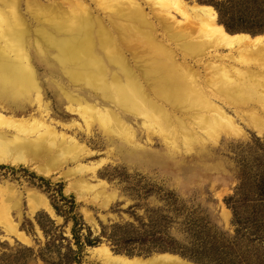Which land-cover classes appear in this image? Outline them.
Returning <instances> with one entry per match:
<instances>
[{
    "label": "rangeland",
    "instance_id": "rangeland-1",
    "mask_svg": "<svg viewBox=\"0 0 264 264\" xmlns=\"http://www.w3.org/2000/svg\"><path fill=\"white\" fill-rule=\"evenodd\" d=\"M36 1L37 5L43 6L55 4L65 15L77 4L90 8L93 16L100 20L105 13L96 6L95 1L98 0ZM144 1L117 0L113 4L120 3L126 11L142 13L147 25H151L153 39L160 43L165 41L164 44L171 45V49L175 45L167 40L166 34L174 31L183 33L193 24L197 26L195 20H192V24L187 23L194 5L211 8L226 34H243L250 38L264 36V0ZM172 1L177 6L172 5ZM25 4L26 0H18L15 11L20 18L17 22L10 14L14 9L0 5V13L9 18L4 20L10 22L9 31L23 30V35L14 39L12 34L5 36L8 30L2 26L4 23H0V35L3 36L0 38L3 53L0 55V112L24 119H42L46 113L45 122H52L55 131L66 136V142L73 139L83 152L82 157L67 163L59 173L50 177L39 176L23 166L0 164V257L16 254L24 248L37 253L50 238L57 240L54 243L55 253L56 256L60 255L62 264L69 259L65 258L66 255L73 257L77 248L72 240V223L69 218L65 219L68 204L60 201V191L66 199L72 198L75 205L73 212L84 226L79 234L81 242L84 237L90 241L96 239L93 246H83L79 251V264H117L119 258H124L122 261L127 264H142L162 255L176 257L185 264H200L171 251L137 254L146 248L144 245L141 248L137 240L143 241L153 232L150 221L158 226L160 238L169 237L175 246H189V243L196 246L194 248L206 257L207 263L204 264H264V244L255 241L254 236L243 235L239 238L241 232L237 235V242L232 243L236 228L232 224V211L226 205V199L234 195L242 178L252 188L259 175L264 174V61L250 63L249 60L235 68L239 69L234 71L235 76L231 75L235 80L248 76V73L253 77H245L242 81L245 96H250L241 104L211 100L214 106L220 108L226 120H232V124H226V128L220 130L210 127L212 135L207 137L203 132L210 128L198 127L195 123L198 119L191 117L189 126L186 125L187 129L190 128V139L185 144L184 138H188L180 134L177 128L170 127L175 130L170 135L173 143L169 145L157 127L148 129L145 126L148 124L144 125L139 116L117 111L110 100H104L99 93L87 89L89 87L86 88L84 82L76 84L69 80L58 54L50 44L42 41L43 34L53 37L52 29L46 24L49 21L45 19L47 12H40L39 17L35 18L28 13ZM167 28H170L169 32ZM20 53L27 55L34 86L23 78L19 70L13 72L14 56ZM204 57L203 62L210 61L208 55ZM194 61L186 60L190 65ZM239 73L241 75H237ZM36 90H39L42 100L40 110L34 99ZM68 105L74 109L87 107L88 111H100V116L107 113L106 121L103 125L98 121L93 122L95 116L88 114V123H84L77 115L67 111ZM210 114L207 115L208 119H216L215 111ZM116 122L122 124V129L127 130L131 139L107 131V127ZM62 124L68 126L67 129ZM88 167L94 168V172L89 171ZM62 172L69 174L65 178L60 176ZM41 201L47 202L53 215L39 206ZM52 203L60 208L59 215ZM250 211L252 208L243 205L244 217ZM41 215L52 221L53 229ZM38 221L47 227V235ZM244 228L246 232L254 231L250 223ZM21 237H25L26 241ZM220 240L232 245L223 252L220 248L216 250L222 245ZM121 242L128 245L124 247ZM115 243L119 246L115 247ZM114 248L122 252L116 253ZM124 251L135 254L127 255ZM26 264L44 263L35 257Z\"/></svg>",
    "mask_w": 264,
    "mask_h": 264
},
{
    "label": "bare ground",
    "instance_id": "bare-ground-1",
    "mask_svg": "<svg viewBox=\"0 0 264 264\" xmlns=\"http://www.w3.org/2000/svg\"><path fill=\"white\" fill-rule=\"evenodd\" d=\"M98 1H95L96 6L105 12L101 20L95 18L90 8L82 4L75 5L69 10L70 13L65 15L55 4L43 6L37 5L36 0H26L25 6L27 5L26 9L31 16L37 18L40 12H47L45 19L49 21L46 24L52 29L53 37L43 34L42 41L50 44L58 54V60L65 67L69 80L76 84L84 82L86 88L89 87L87 89L99 93L104 100H110L117 111L139 116L144 125L148 124L145 125L148 129L157 127L163 140L169 145L173 143L170 135L174 134L175 130L170 127L177 128L180 134L188 138L187 140L184 138V143L190 139L188 131L190 128L187 129L186 125L189 126L191 117L198 119V122H195L198 127L208 129L214 126L215 130H220L226 128V124L233 123L231 119L226 120V116L220 108L211 103V100L239 105L250 96H245L242 81L245 77L252 79L251 73L247 72L249 75L241 79L237 77L238 80L232 79L231 75L235 76L234 71L239 70L235 68L249 60L250 63H254L251 61L255 60L258 63L264 61V36L250 38L243 34H226L217 23L216 14L211 8L194 5L191 8L193 18L192 15L190 18L187 17L189 19L187 23L192 24V20H195L197 26L193 24V27H188L187 24L188 28L183 33H174L176 31L172 30L171 34L165 36L172 45H175L174 51V48H170L171 45L164 44L165 41L160 43L153 39L151 25H147L139 11H126L125 7L119 5L120 3L114 5L117 0ZM0 5L12 7L14 9L13 13L10 12L12 18L16 22L19 20L20 16L15 11L18 0H0ZM172 5L175 6L176 3L172 1ZM7 18L0 13V23H4L0 26L8 30L5 36L12 34L14 39L21 37L22 29L17 32L9 31L10 22L4 21ZM167 29L169 32L170 28ZM0 38L3 36L0 35ZM2 54L0 49V55ZM207 55L210 61L203 62L202 58ZM13 60L15 62L12 63L13 72L19 70L23 78L34 86L33 72L27 55L15 54ZM186 60L195 61L190 65ZM34 99L40 110L42 100L39 90H36ZM66 109L77 115L84 123H88V114L95 116L92 121H98L101 125L107 117V113L100 116V111H88L87 107L74 109L68 105ZM212 111H215L216 119H208L207 115ZM45 117L46 113L42 119L34 117L24 119L6 116L0 112V164L11 167L23 166L39 176L50 177L54 173H59L67 163L81 156L83 151L76 142L73 139L66 142V136L57 133L52 127V122L47 124ZM61 126L66 129L68 127L63 124ZM211 129L203 133L209 137ZM107 131L131 139L127 130L122 129L120 122L107 127ZM88 170L93 173L95 169ZM68 174L62 172L60 176L66 178ZM46 203L41 201L39 206H43L53 215ZM24 238L21 237L25 240ZM96 250L97 248L94 251ZM104 252L107 257L106 250ZM122 259H117L116 263L127 264ZM142 264L185 263L176 257L162 255Z\"/></svg>",
    "mask_w": 264,
    "mask_h": 264
},
{
    "label": "trees",
    "instance_id": "trees-1",
    "mask_svg": "<svg viewBox=\"0 0 264 264\" xmlns=\"http://www.w3.org/2000/svg\"><path fill=\"white\" fill-rule=\"evenodd\" d=\"M247 185L248 184L245 183V179L242 178L239 182V185L236 187L234 191V195L226 199V205L232 211V224L236 228L235 239L232 241V243L237 242L236 241L237 235L242 232V235H240L239 238H242L243 235L244 236L247 235L248 237L254 236L255 241L264 244V174L259 175L258 179L256 180V183H254L253 186L251 185L252 188ZM246 187H248L249 190ZM58 196L60 198V201L62 200L63 202H65V204H68L67 211H65L66 214L65 219L69 218L72 223V228H71V234L73 237L72 240L74 241V245L77 248V252L73 254V257L70 258L69 255L65 256L66 259L69 258L67 259L68 261L66 264H72L73 262L79 264L80 263L79 251L82 249L83 246H93L96 243V239H94L95 241H90L88 237L86 238L84 237L83 241L81 242L79 234L84 226L82 222L81 223L79 222L80 218L78 219L77 218L78 216L73 212L75 209V205L72 201V198L70 197L69 199H66L65 197L62 196L60 191ZM246 204L248 205L249 209L252 208V211L249 212V215L247 217H244L242 215L243 213L242 207L243 205ZM52 207L56 212V214L59 215L61 212L60 208H58L54 203H52ZM42 216L44 215H41L40 217L42 218ZM44 217L46 219V224L51 228L52 221L49 220L46 216ZM248 223L252 224L254 230L251 233L246 232L244 228L245 225ZM38 224L43 230V232L47 235V230H46L47 227L44 226L43 223H40V221H38ZM149 224H151L150 227H152L153 232H151V234L149 233L148 237L144 238L143 241L142 239L140 241L137 240V242L140 245H142L141 248H143V245L146 246L145 249H141V251H139L137 254L148 255L154 251L157 252L171 251L174 253L177 252L182 256L189 257V259H192L196 263H200V264L207 263L205 262L206 257L198 252L199 249H195L196 246L191 245V243H189V246L177 245V244H176L177 246H175L172 244L174 243V241L170 240L169 237L160 238L159 233L161 232L158 231V226L153 221H150ZM56 241H57L56 239L52 240L50 238L45 244V246L42 249H39L37 253H34L32 249L24 248L22 249V251L16 254L15 253L12 255L5 254L2 257H0V264H26L28 261H30L35 257H39L44 264H62V259L61 257H59L60 255L56 256L55 253L56 246L54 245V243ZM220 241L222 245L220 247H217L216 250L220 248L221 252H223L227 246L229 247L230 245H232L231 243L229 244V242L225 243L223 240ZM130 242H132V240H130ZM251 242L253 241L251 240ZM122 244H124V247L128 245V243H122ZM114 246L118 247L119 245L118 243H115ZM114 249L116 253L122 252L121 249H116V248ZM68 251L71 254L73 253V251H71L70 248ZM124 252L127 255L135 254L134 252H126V251Z\"/></svg>",
    "mask_w": 264,
    "mask_h": 264
}]
</instances>
